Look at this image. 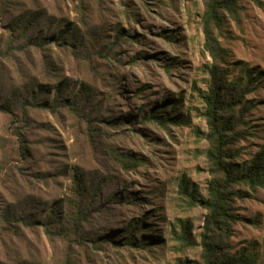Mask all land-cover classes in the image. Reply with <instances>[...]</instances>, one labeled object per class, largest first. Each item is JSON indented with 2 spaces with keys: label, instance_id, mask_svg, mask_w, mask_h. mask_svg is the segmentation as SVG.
Segmentation results:
<instances>
[{
  "label": "rangeland",
  "instance_id": "374dc122",
  "mask_svg": "<svg viewBox=\"0 0 264 264\" xmlns=\"http://www.w3.org/2000/svg\"><path fill=\"white\" fill-rule=\"evenodd\" d=\"M259 1L238 0V22L223 14L215 28L228 51L227 81L245 84L250 72L251 91L242 103L252 108L240 127L249 135L232 147L238 165L264 146ZM2 9L0 264H201V247L181 245L176 234L187 221L200 243L207 215L178 193L182 176L201 194L211 179L200 93L207 90L212 62L203 47V0H0ZM28 10L41 12L40 25L51 32L63 25L74 29L82 45L67 40L23 48L21 40L6 52L9 20ZM66 83L64 97L79 87L90 95L80 115L29 105L22 113L3 110L13 92L33 103L26 91L34 89L36 103L44 104ZM164 117L182 124L161 126L157 119ZM116 156L129 158L127 169ZM76 171L99 183L91 214L76 234L48 236L40 222L49 209L75 198L70 187ZM239 190L243 197L233 205L239 221L222 249L231 255L259 251L264 232V189ZM11 210L21 217L30 213L39 225L18 222L14 233L4 219ZM132 235L131 242L145 246L125 245Z\"/></svg>",
  "mask_w": 264,
  "mask_h": 264
},
{
  "label": "trees",
  "instance_id": "16d2710c",
  "mask_svg": "<svg viewBox=\"0 0 264 264\" xmlns=\"http://www.w3.org/2000/svg\"><path fill=\"white\" fill-rule=\"evenodd\" d=\"M260 5L259 0H253ZM204 13L202 16V28L204 34V51L210 56L212 62L208 67L209 82L207 90L200 92L203 102L202 116L206 121L207 133L205 139L208 143V149L205 153L209 163L211 179L205 187L204 194L198 192L197 188L191 187L189 180L185 176L180 177L178 182V193L191 206H200L207 210L204 219L203 231L200 233V243H196L191 236V223H181L180 233L176 238L182 245L201 247V264H264V232L260 243V250L252 253L241 252L230 254L223 252L226 240L233 233V225L239 221V216L234 212V203L236 199H241L242 193L239 187L244 186L250 190L255 188L264 189V146L261 147L249 160L248 163L238 165L232 160L235 155L232 147L239 140H244L249 134L240 130V127L246 125L244 121L245 114L252 108L251 105L242 103L245 96L251 91L250 72L247 71V82L241 84L240 80L227 81L226 58L228 51L222 47L215 37V28H219L222 23L223 14H227L232 20L238 22V0H203ZM2 8V6H1ZM3 10V11H2ZM0 15L3 16L7 9H2ZM9 17L11 15H6ZM43 14L38 11H23L19 15L12 16L6 26L8 38L6 43V52L12 51L15 46L22 42L25 47H43L49 42L59 45L67 40L68 44L73 41L77 45L82 43L74 38V29L63 25V29L56 28L51 32V26L40 25V19ZM40 25V26H39ZM41 27L39 34L33 35L35 29ZM116 40L121 35V31L116 32ZM45 36V37H44ZM113 46H115L113 44ZM67 86L56 87L52 101H44V104L36 103L37 93L34 89L26 91L34 99L33 103L27 101L26 97H21L22 92H13L10 102L3 105V110L9 114L12 109L22 112L27 108L40 107L56 111L59 108H66L71 113L80 115L81 109L89 103L88 93H85L83 87L71 89L70 95L64 97L63 91ZM43 89L42 86L38 87ZM45 89V88H44ZM243 104V105H242ZM242 105L236 114L237 107ZM80 117V116H78ZM122 119V118H121ZM120 119V120H121ZM161 126L167 123L182 124L177 118H159L157 119ZM91 120L88 119L87 122ZM118 163L125 170L131 162L129 158H118ZM72 197H68L62 204H57L46 212L44 220L40 222L44 232L50 235L69 237L76 234L83 223L87 222L91 214L92 201L98 193L99 183L88 182L86 178L76 171L71 177ZM64 205H67L68 211ZM4 215L7 226H15L18 222L26 227L39 225L37 220L31 217V214L20 216L15 210L6 211ZM15 224V225H13ZM264 230V225H263ZM130 241L125 245L138 247L145 246V243L134 241L133 235ZM99 240H93L98 242ZM150 244L152 241L149 242ZM147 244V243H146ZM228 248V246H227Z\"/></svg>",
  "mask_w": 264,
  "mask_h": 264
}]
</instances>
